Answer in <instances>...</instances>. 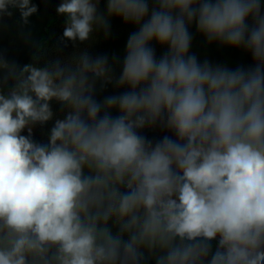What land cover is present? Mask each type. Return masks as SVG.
Returning a JSON list of instances; mask_svg holds the SVG:
<instances>
[{"label": "clouds", "instance_id": "1", "mask_svg": "<svg viewBox=\"0 0 264 264\" xmlns=\"http://www.w3.org/2000/svg\"><path fill=\"white\" fill-rule=\"evenodd\" d=\"M41 5L0 0L31 50L0 52V264H264V0H58L36 39ZM113 17L122 58L82 47Z\"/></svg>", "mask_w": 264, "mask_h": 264}, {"label": "trees", "instance_id": "2", "mask_svg": "<svg viewBox=\"0 0 264 264\" xmlns=\"http://www.w3.org/2000/svg\"><path fill=\"white\" fill-rule=\"evenodd\" d=\"M36 3H40V0H35ZM58 0H50V5L54 6ZM105 0H101V10H103ZM50 6L45 11L43 5H41L40 13L38 16L31 18V30L33 36L36 39H40L44 35V27L48 23L50 17L55 16L54 7ZM62 18H56L49 27L48 31L51 33L59 34L62 31L61 26ZM9 30H0V52H4L6 57L10 60H15L20 64L29 62L30 49L23 43V40L16 36V29L12 21H9ZM111 35L104 39L102 36L97 38L93 44V54H107L110 57L115 54L119 57H123L124 46L128 35L135 30V26L131 24H124L121 19L117 17L111 18ZM190 31L193 33V43L190 49L194 52L199 59H207L212 63L227 64L231 68L237 66H249L253 64L251 55L244 52L242 49L220 46L216 43L206 45L203 38L195 32L193 26ZM156 54L159 56L165 49L159 45H155ZM123 89L116 90L110 85L99 94V98L105 95L112 94L114 91H122ZM54 110L58 108L57 105H53ZM46 131L37 128L34 130L35 138L38 140L46 139L43 132ZM146 134L149 137L160 135L159 132L147 131Z\"/></svg>", "mask_w": 264, "mask_h": 264}, {"label": "rangeland", "instance_id": "3", "mask_svg": "<svg viewBox=\"0 0 264 264\" xmlns=\"http://www.w3.org/2000/svg\"><path fill=\"white\" fill-rule=\"evenodd\" d=\"M88 47L89 48V51L91 52V53H93V44L91 43L90 45H84V46H82V47ZM71 52V47H69L68 49H66L65 50V53L67 54V53H70ZM161 134V133H160Z\"/></svg>", "mask_w": 264, "mask_h": 264}]
</instances>
